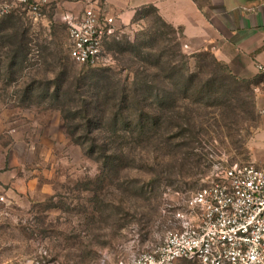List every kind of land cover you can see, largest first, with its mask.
I'll use <instances>...</instances> for the list:
<instances>
[{
  "label": "rangeland",
  "instance_id": "1",
  "mask_svg": "<svg viewBox=\"0 0 264 264\" xmlns=\"http://www.w3.org/2000/svg\"><path fill=\"white\" fill-rule=\"evenodd\" d=\"M0 2L13 5L0 22H15L24 45L11 66L0 48V172L36 179L0 221V264L133 259L162 242L206 178L250 161L257 77L229 73L204 50L187 52L150 8L107 44L101 66L87 67L69 55L64 8L51 0L34 19L18 0ZM171 60L203 92L163 90L153 76ZM82 105L96 117L82 119ZM156 112L162 117L150 126ZM119 115L128 124L114 122ZM91 145L118 157L105 162Z\"/></svg>",
  "mask_w": 264,
  "mask_h": 264
},
{
  "label": "built area",
  "instance_id": "2",
  "mask_svg": "<svg viewBox=\"0 0 264 264\" xmlns=\"http://www.w3.org/2000/svg\"><path fill=\"white\" fill-rule=\"evenodd\" d=\"M51 0H18L34 19ZM13 5L0 2V15ZM68 52L85 66H101L106 46L122 30L114 18L88 3L80 14L66 13ZM184 47L187 46L184 44ZM264 74V65L257 64ZM6 198L0 194V203ZM264 264V166L248 161L208 177L173 213V227L162 242L130 260L112 264Z\"/></svg>",
  "mask_w": 264,
  "mask_h": 264
},
{
  "label": "crops",
  "instance_id": "3",
  "mask_svg": "<svg viewBox=\"0 0 264 264\" xmlns=\"http://www.w3.org/2000/svg\"><path fill=\"white\" fill-rule=\"evenodd\" d=\"M62 14L78 15L88 3L112 16L121 30L134 26L137 11L153 7L175 29H181L187 52L208 51L243 79L257 77L255 104L260 113L256 133L249 142L250 162L264 166V74L256 65H264V0H52ZM1 167V165H0ZM16 175V174H15ZM1 174L0 221L20 197L31 191L36 179ZM10 184V187L8 186Z\"/></svg>",
  "mask_w": 264,
  "mask_h": 264
},
{
  "label": "trees",
  "instance_id": "4",
  "mask_svg": "<svg viewBox=\"0 0 264 264\" xmlns=\"http://www.w3.org/2000/svg\"><path fill=\"white\" fill-rule=\"evenodd\" d=\"M146 8H150L154 12V14L157 16V19L161 23H163L164 25L169 26L172 29H175L171 25L167 24L156 13L155 9L153 7H151V6L142 8L139 11H137V13L135 14V16L133 18V22L134 23H137V22L141 21L140 14L142 13V10L146 9ZM177 33H178L179 37H181V29L180 28H177ZM112 42L116 43L117 41L113 40ZM118 43L119 42H117L116 45ZM23 47H24V45H23V41L21 39V34L18 32L17 27H15V22H13L10 18L7 19V20L1 21L0 22V48H5L6 49V53H4V55L5 54L6 55L4 57V62H2V63L5 66H7V65H9L12 62L9 66L13 65L15 63V60L18 57L19 53L21 52V50H23ZM204 52L210 53L208 51H204ZM191 56H193V54L190 55V56H186V55L181 54V57L182 58L185 57V59L188 58V57H191ZM210 57H212V59L218 65L223 66L224 68H226L229 73L231 72L226 64L221 63L220 61H218L211 53H210ZM171 62H172V60L168 61V64L165 63L168 66V69H169L167 72H166V69L163 66L159 67L160 72H162L163 74L166 72V74L159 75V76L154 75L153 76L154 80H158V82L161 85L169 84L171 87L176 86V87H178V88H180V89H182L184 91L196 90V91L203 92L202 88L195 89V87L198 86L197 83H200V79H198V78L195 79V75L193 73H191L190 71H188V68H186V70H184L185 71L184 73H181V70L179 68L175 69L173 66L170 67ZM87 67H90V66H87ZM91 67H93V66H91ZM157 68H158V66H157ZM233 78H235V77H233ZM148 79H149V77H148L147 74L144 75V76L142 75V76L139 77V80H141V81H146ZM164 85L162 87L163 90L166 89L164 87ZM175 91H177V90H175ZM169 95H170V93H166V91H165V94L161 97V99L158 101V103H161V104L165 103L166 102L165 101L166 97H169ZM87 101H89V100L85 99L83 101V105H86ZM89 104H91V102H89ZM83 105L81 106V110H80L81 117H82V119H86L87 121H90V118H89L90 114H93L94 116H95V114L94 113H89L87 108L85 106H83ZM95 113L97 114V110L95 111ZM154 114L149 116L148 124L150 126H156V124L158 123V120L162 117L159 112H156V115H154ZM138 117H139L138 118L139 120L136 122L135 125L137 127H141L142 128V127H144L146 125V123L142 122L140 120L141 115L138 116ZM125 119L126 118H123V117H121V115H119V116L116 117L114 122H123L124 124H128L127 122H125ZM69 135L75 136L73 132H69ZM89 140L94 142L95 138L93 137V138H90ZM92 142H91V144H92ZM88 152H89V154L96 153L95 150H93V146L92 145L89 147ZM96 154L101 155L102 158L105 160V162H106V160L110 159V157H113V155L117 156L116 153L109 152L107 149H104V148H101V149L99 148L98 153H96ZM122 155L123 154H121V156ZM178 262H189V261L181 260V261H178Z\"/></svg>",
  "mask_w": 264,
  "mask_h": 264
}]
</instances>
